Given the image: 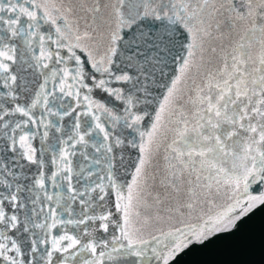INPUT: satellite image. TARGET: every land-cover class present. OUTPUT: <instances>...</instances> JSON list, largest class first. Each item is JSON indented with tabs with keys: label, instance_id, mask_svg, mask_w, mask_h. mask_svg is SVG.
Instances as JSON below:
<instances>
[{
	"label": "snow or ice",
	"instance_id": "6c2138e0",
	"mask_svg": "<svg viewBox=\"0 0 264 264\" xmlns=\"http://www.w3.org/2000/svg\"><path fill=\"white\" fill-rule=\"evenodd\" d=\"M264 205V0H0V264H173Z\"/></svg>",
	"mask_w": 264,
	"mask_h": 264
},
{
	"label": "water",
	"instance_id": "95a60500",
	"mask_svg": "<svg viewBox=\"0 0 264 264\" xmlns=\"http://www.w3.org/2000/svg\"><path fill=\"white\" fill-rule=\"evenodd\" d=\"M173 264H264V205L232 232L192 246Z\"/></svg>",
	"mask_w": 264,
	"mask_h": 264
}]
</instances>
